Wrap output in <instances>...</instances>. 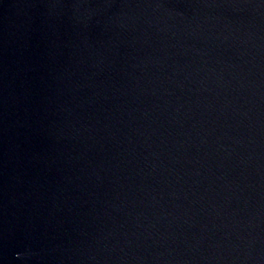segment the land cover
<instances>
[{
	"label": "water",
	"instance_id": "water-1",
	"mask_svg": "<svg viewBox=\"0 0 264 264\" xmlns=\"http://www.w3.org/2000/svg\"><path fill=\"white\" fill-rule=\"evenodd\" d=\"M0 264H264V0H0Z\"/></svg>",
	"mask_w": 264,
	"mask_h": 264
}]
</instances>
